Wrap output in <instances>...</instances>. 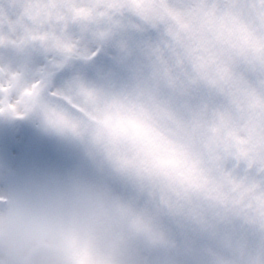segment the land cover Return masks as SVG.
<instances>
[{
  "label": "snow or ice",
  "instance_id": "snow-or-ice-1",
  "mask_svg": "<svg viewBox=\"0 0 264 264\" xmlns=\"http://www.w3.org/2000/svg\"><path fill=\"white\" fill-rule=\"evenodd\" d=\"M69 68L76 115L43 97ZM33 109L132 182L136 236L168 216L197 264H264V0H0V112Z\"/></svg>",
  "mask_w": 264,
  "mask_h": 264
},
{
  "label": "rangeland",
  "instance_id": "rangeland-1",
  "mask_svg": "<svg viewBox=\"0 0 264 264\" xmlns=\"http://www.w3.org/2000/svg\"><path fill=\"white\" fill-rule=\"evenodd\" d=\"M111 47L106 48L110 54ZM95 61V58H93ZM43 62V57L38 58ZM80 68L99 69L100 62L77 61ZM69 75H59L46 86L43 97L51 105L58 106L71 115L77 113L60 97H52L49 90L64 89ZM28 185L50 188L90 187L107 196L122 194L139 198L143 208L145 201L122 176L94 143L90 132L76 134L59 130L51 125L39 109L23 116L0 112V195H11ZM155 225L166 240L153 243L143 236H135L126 250L129 264H197L194 248L177 222L168 216H157ZM195 251V253H194Z\"/></svg>",
  "mask_w": 264,
  "mask_h": 264
},
{
  "label": "clouds",
  "instance_id": "clouds-1",
  "mask_svg": "<svg viewBox=\"0 0 264 264\" xmlns=\"http://www.w3.org/2000/svg\"><path fill=\"white\" fill-rule=\"evenodd\" d=\"M130 223L102 191L24 186L0 195V264H129Z\"/></svg>",
  "mask_w": 264,
  "mask_h": 264
},
{
  "label": "water",
  "instance_id": "water-1",
  "mask_svg": "<svg viewBox=\"0 0 264 264\" xmlns=\"http://www.w3.org/2000/svg\"><path fill=\"white\" fill-rule=\"evenodd\" d=\"M111 199L115 200L116 202L122 204V205H132L139 209L140 207V201L133 197V196H127V195H122V194H115L109 196Z\"/></svg>",
  "mask_w": 264,
  "mask_h": 264
},
{
  "label": "flooded vegetation",
  "instance_id": "flooded-vegetation-1",
  "mask_svg": "<svg viewBox=\"0 0 264 264\" xmlns=\"http://www.w3.org/2000/svg\"><path fill=\"white\" fill-rule=\"evenodd\" d=\"M137 198H138V197H137ZM142 208H143V205H142V202H141V200H140V207H139V209H142ZM198 250L200 251V255H201L203 249H198V248H197V251H198ZM194 253H195V251H194ZM203 255H204V252L202 253L201 256H197V255H196V258H197V259H195V261L197 262L199 259L202 258Z\"/></svg>",
  "mask_w": 264,
  "mask_h": 264
}]
</instances>
